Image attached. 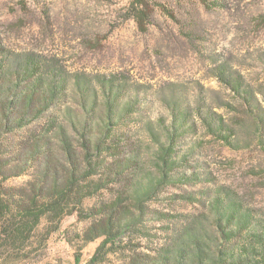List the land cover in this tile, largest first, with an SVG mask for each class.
Segmentation results:
<instances>
[{"label":"rangeland","instance_id":"1","mask_svg":"<svg viewBox=\"0 0 264 264\" xmlns=\"http://www.w3.org/2000/svg\"><path fill=\"white\" fill-rule=\"evenodd\" d=\"M131 1L0 0V61L11 82L5 78L3 95L13 97L7 87L15 85L16 66L32 58L45 66V81H67L56 112L76 147V121L103 123L116 113L110 121H124L134 140L143 139L142 159L153 170L156 155L145 145L157 144L149 127L163 141L182 135L177 152L184 162L174 171L184 176L146 203L169 214L154 218L158 227L201 222L215 237L212 201L225 196L264 225V124L257 118L264 116V0H150L154 12L143 26ZM86 94H97L94 108H86ZM218 121L234 132L233 144L212 131ZM31 179L12 177L5 186ZM88 224L67 216L46 244H34L35 256L17 264H75L81 242L74 236ZM46 226L43 219L39 230ZM99 242L83 247L80 264Z\"/></svg>","mask_w":264,"mask_h":264},{"label":"trees","instance_id":"2","mask_svg":"<svg viewBox=\"0 0 264 264\" xmlns=\"http://www.w3.org/2000/svg\"><path fill=\"white\" fill-rule=\"evenodd\" d=\"M131 10L141 26L154 12L150 0H132ZM8 70L2 59L0 264H17L35 256L34 244L39 239L46 244L71 215L89 222L74 236L81 242L75 264L81 262L83 247L97 240L86 264H264V225L228 196L212 201L219 228L215 237L201 222L170 228L158 227L154 221L169 214L146 203L184 176L174 171L184 162L177 152L182 135L174 133L163 141L149 127L157 144L145 145L156 155L153 170L145 168L142 159L143 139L134 140L124 121H110L116 113L109 112V121L103 123L76 121L74 128L82 136L76 147L70 125L59 121L56 112L66 79L53 76L45 81V66L29 58L22 69L16 66L15 85L7 87L13 92L9 99L8 93L3 95L5 78L11 83ZM232 86L239 88L240 83ZM90 96H85L86 108L97 103V94ZM76 116L81 117L80 113ZM33 118L40 121H28ZM257 118L263 125L264 116ZM217 125L212 131L233 144L231 128L227 130L220 121ZM24 175L32 176L26 185L5 186L9 178ZM43 219L47 226L40 231ZM66 240L71 243L73 238Z\"/></svg>","mask_w":264,"mask_h":264}]
</instances>
